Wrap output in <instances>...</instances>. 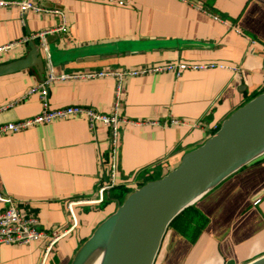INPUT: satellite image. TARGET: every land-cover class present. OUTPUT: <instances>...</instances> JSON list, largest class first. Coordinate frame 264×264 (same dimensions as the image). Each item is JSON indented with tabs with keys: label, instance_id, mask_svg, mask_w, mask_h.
Wrapping results in <instances>:
<instances>
[{
	"label": "crops",
	"instance_id": "1",
	"mask_svg": "<svg viewBox=\"0 0 264 264\" xmlns=\"http://www.w3.org/2000/svg\"><path fill=\"white\" fill-rule=\"evenodd\" d=\"M46 13L0 8V64L26 58L35 36L48 33L57 75L158 69L125 80L118 186L102 204L96 199L105 175L107 128L96 132L86 118L30 127L0 137V194L26 216H37L46 233L68 231L44 262L46 240L0 246V264H72L82 247L136 190L177 169L234 113L264 93V0H19ZM120 2H124L123 5ZM63 13L68 33L61 30ZM214 17H218L215 20ZM238 66L186 70L171 64ZM31 68L0 77V126L43 110L28 91L48 71ZM116 80L54 82L52 110L87 106L113 109ZM23 98V99H22ZM179 123L173 124L172 121ZM4 205L0 203V211ZM264 257V153L185 209L169 226L154 264H251Z\"/></svg>",
	"mask_w": 264,
	"mask_h": 264
},
{
	"label": "water",
	"instance_id": "2",
	"mask_svg": "<svg viewBox=\"0 0 264 264\" xmlns=\"http://www.w3.org/2000/svg\"><path fill=\"white\" fill-rule=\"evenodd\" d=\"M49 42V40L47 39ZM29 55L0 64V77L31 68L46 70L39 44ZM51 60L53 54L51 52ZM264 153V93L229 119L181 165L133 192L118 211L82 247L72 264H88L106 243L103 264H154L172 222L226 178ZM194 200V201H193ZM251 264H264V257Z\"/></svg>",
	"mask_w": 264,
	"mask_h": 264
},
{
	"label": "built area",
	"instance_id": "3",
	"mask_svg": "<svg viewBox=\"0 0 264 264\" xmlns=\"http://www.w3.org/2000/svg\"><path fill=\"white\" fill-rule=\"evenodd\" d=\"M121 5L124 2H120ZM12 6H17L22 14H28L34 12L37 14L46 13L45 10L35 5L32 2L19 1V0H0V8H9ZM59 14L63 23L61 30L64 33H68V20L67 17L61 13ZM215 20L219 21L218 17H214ZM48 33H42L35 36V39L40 47L43 60L45 62L46 70L48 75L46 79L32 87L24 99L30 95H39L42 104V112L29 120L19 121L16 123H8L0 126V137L6 136L10 133H18L24 131L30 127L49 124L54 121L67 120L71 118H86L90 129L96 132L97 124L102 123L108 131L107 146L108 155L106 158L102 159L101 168L104 172L105 179L100 184L97 191L96 199H86V200H72L68 202L67 209L72 217L73 228L78 225V220L75 214V207L79 204H102L106 200L107 194L114 190L118 186L119 178V159H120V146H121V128L122 124H134L126 120L122 116V105L124 100V85L125 80L130 77L145 74L149 71H160L161 69H140V70H123V71H102V72H89L83 74H61L57 75L54 73L53 63L51 60V51L47 41ZM16 46V44H10L8 46L0 47V57L3 53L7 52L11 48ZM224 69L232 72L234 77L242 76V69L238 66H229L225 64H215V63H187L181 62L177 64H171L166 68L167 71H174L177 76L186 70L192 71H204L210 69ZM113 78L116 80V91L115 99L113 104V109L109 114H101L95 109L87 106H67L65 108L52 110L49 103V89L51 84L54 82H66L68 80L79 79L82 81L94 80V79H108ZM23 99V98H22ZM173 124L179 123L178 121H172ZM220 129V128H219ZM216 128V130H219ZM216 131V132H217ZM0 203L4 205V208L0 211V246L3 245H28L33 242H39L41 240H46L45 256L44 262H46L49 254L52 251L54 245L64 237L68 231L58 232L56 230L46 233L41 229L39 219L37 216H26L19 208L18 204L8 196H3L0 194Z\"/></svg>",
	"mask_w": 264,
	"mask_h": 264
},
{
	"label": "bare ground",
	"instance_id": "4",
	"mask_svg": "<svg viewBox=\"0 0 264 264\" xmlns=\"http://www.w3.org/2000/svg\"><path fill=\"white\" fill-rule=\"evenodd\" d=\"M194 201V200H193ZM106 243L102 249H100L98 255L94 260H91L88 264H103L106 256Z\"/></svg>",
	"mask_w": 264,
	"mask_h": 264
},
{
	"label": "rangeland",
	"instance_id": "5",
	"mask_svg": "<svg viewBox=\"0 0 264 264\" xmlns=\"http://www.w3.org/2000/svg\"><path fill=\"white\" fill-rule=\"evenodd\" d=\"M99 251H97L93 256H92V259L91 260H94L96 258V256L98 255ZM90 260V261H91Z\"/></svg>",
	"mask_w": 264,
	"mask_h": 264
}]
</instances>
